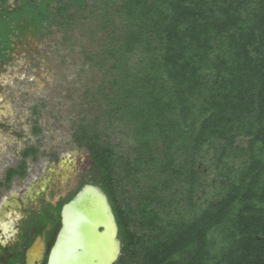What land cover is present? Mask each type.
<instances>
[{
	"label": "trees",
	"instance_id": "16d2710c",
	"mask_svg": "<svg viewBox=\"0 0 264 264\" xmlns=\"http://www.w3.org/2000/svg\"><path fill=\"white\" fill-rule=\"evenodd\" d=\"M90 17L100 116L73 138L114 209L116 264H264V0H43L16 18L47 36Z\"/></svg>",
	"mask_w": 264,
	"mask_h": 264
},
{
	"label": "rangeland",
	"instance_id": "374dc122",
	"mask_svg": "<svg viewBox=\"0 0 264 264\" xmlns=\"http://www.w3.org/2000/svg\"><path fill=\"white\" fill-rule=\"evenodd\" d=\"M87 1L90 6L94 2ZM86 14L91 15V10ZM53 30V35L19 45L14 61L0 75V123L8 125L0 133L11 127L25 139L33 137V143L41 147L34 172L39 165L52 163L67 172L75 167L89 169L90 154L78 146L73 134L84 121L100 116L92 94L102 74L87 56L98 50L103 33L95 17L80 20L68 31ZM35 127L41 131L36 133ZM85 178L96 181L97 175L89 170Z\"/></svg>",
	"mask_w": 264,
	"mask_h": 264
},
{
	"label": "flooded vegetation",
	"instance_id": "af4514ba",
	"mask_svg": "<svg viewBox=\"0 0 264 264\" xmlns=\"http://www.w3.org/2000/svg\"><path fill=\"white\" fill-rule=\"evenodd\" d=\"M36 1L43 0H0V34H6L11 43L5 51L7 58H0V75L14 61L19 45L30 38L45 37L35 36L32 27L22 32L25 24L16 18L25 5ZM4 126H8L6 121L0 123V129ZM9 131L0 133V264H47L61 229L63 206L85 184H95L85 178L89 170L95 174L92 159L90 156L89 169L75 167L73 172H67L52 163L39 165L34 172L41 147L33 143V137L25 139V135L11 127ZM23 139L27 144L22 143ZM31 151H37L36 157ZM36 243L41 245V252L31 255Z\"/></svg>",
	"mask_w": 264,
	"mask_h": 264
},
{
	"label": "water",
	"instance_id": "95a60500",
	"mask_svg": "<svg viewBox=\"0 0 264 264\" xmlns=\"http://www.w3.org/2000/svg\"><path fill=\"white\" fill-rule=\"evenodd\" d=\"M47 264H116L122 253L117 218L104 189L85 184L61 212ZM34 245L31 255L41 252Z\"/></svg>",
	"mask_w": 264,
	"mask_h": 264
}]
</instances>
